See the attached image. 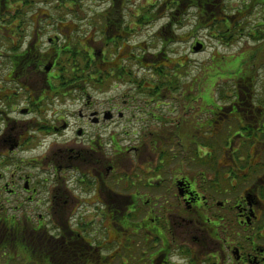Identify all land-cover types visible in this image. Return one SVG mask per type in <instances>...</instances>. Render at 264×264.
Listing matches in <instances>:
<instances>
[{"label":"flooded vegetation","instance_id":"af4514ba","mask_svg":"<svg viewBox=\"0 0 264 264\" xmlns=\"http://www.w3.org/2000/svg\"><path fill=\"white\" fill-rule=\"evenodd\" d=\"M211 3L203 9L211 12ZM41 4L47 0H0V264H38L36 249H47L46 255L84 249V264H264V82L261 91L258 86L264 16L248 35L259 44L252 47L234 38L242 12L222 14L221 46L230 52L221 58L228 65V87L217 98L223 104L194 98L196 81L180 88L175 75L165 77L163 86L150 88L153 101L139 102V120L146 114L147 126L159 125L158 133L136 148L127 145L129 120L115 103L93 101L89 85L76 78L63 90L59 61L79 54L71 36L84 29L75 25L66 35L67 27L39 14ZM223 9L217 6L215 15ZM133 23L114 28L105 50L127 44L120 61L146 63L144 69L162 74L152 62H169L166 48L177 38L172 22L152 35L167 44L147 56L133 52L143 46L128 45L129 31L141 30ZM86 39L78 41L84 54L73 62L91 66L99 55L84 48ZM196 43L191 55L205 50L195 53ZM72 95L75 111H57ZM124 99L126 108L138 102L134 95ZM85 205L90 213H82ZM99 217L91 230L87 221Z\"/></svg>","mask_w":264,"mask_h":264},{"label":"rangeland","instance_id":"374dc122","mask_svg":"<svg viewBox=\"0 0 264 264\" xmlns=\"http://www.w3.org/2000/svg\"><path fill=\"white\" fill-rule=\"evenodd\" d=\"M195 1V0H194ZM183 2V6L185 8L180 11L176 16H174V21L179 22V29L176 32L177 38L176 44H170L166 48L167 52V59L169 62H161L163 57H158L159 59H155L152 62L156 68H162V74L155 75V72L152 69L143 67L146 66V63H134V62H124L120 61L117 58L118 53L123 54L127 53V44L125 45L124 49L118 50L117 48L108 47L105 50V44L108 42V39L113 37L114 28H122V27H132L133 22H138L141 24V30H134L129 31V35L127 36L128 45H132L135 47L136 45L143 46L141 50H137L133 48L134 53H145V55L157 54L158 51L161 49L162 44H167L163 38L155 39L152 35L155 33L156 29L168 23V19L173 12L172 5H167L166 10H162V7H159L160 0H129L126 2L125 0H115L106 1V0H82L78 6V10H69L64 11L63 13L57 12L55 7V1L52 0V4L49 6H44L43 4L37 5L36 9H41L39 14H47L50 18L46 21L55 22L60 25V28L63 26L67 27L66 35L72 33L71 28H74L77 25L78 28L84 29L81 32H75L76 35L71 36V44L72 49L74 52H81L83 55V47L78 45V41L81 43L83 38H87L83 43L84 48L90 50L93 49L94 52H98V57L96 60L95 66L97 69L103 71L108 69V73L112 72L114 69V75L109 76L106 75L104 79H99L96 83H92L89 81V90L87 93L88 95L93 96V101H111L115 103L117 106V110L124 114V117L129 120L127 123V130L129 131V135L127 136V145L131 144L138 148V145L142 146V144H150L151 141L149 140V133L157 134L159 125L150 124L148 125L147 119L148 116L145 114L142 116L141 120H139L140 116V107L144 100L153 101L154 98H150L153 93L150 92V88L153 87V81H155V86L161 87L163 86V81H165V77H169L173 74L178 76V82L181 86H190L195 83V95L194 98L201 95L202 99H205L203 96L205 95L207 99L215 100L218 102L219 105L221 103L218 98V93L222 94L226 92L228 86H226L225 81L228 80L226 76L228 65L227 62H222L221 58L226 57L229 55L230 52H227L221 46V42L218 39L223 35L225 30L224 25V16L217 14L213 17L212 22L216 25V29L206 30L205 26L210 23V16L215 15L218 3L215 4V9H211L212 11H204L201 15L197 13L195 9L188 10L186 6V0H180ZM264 2V0H228L224 3L225 7L227 8V16L231 15V12L238 8L242 13L237 18V21L240 22L241 31L234 36L235 39L240 43V45L244 46L248 44L252 47H256L259 44L256 41H253L252 37H249V33H253L255 30L257 23L261 21V16H264L263 8L258 6V3ZM254 5L253 8H249L246 10V7H250V5ZM249 4V5H248ZM262 5V4H261ZM263 6V5H262ZM142 16L155 19L152 21V24L147 23V20H142ZM157 17L158 20L157 21ZM161 17V18H159ZM199 19V22L197 21ZM39 20H44V16L39 17ZM161 22L157 26H154L155 22ZM173 21V22H174ZM236 21V22H237ZM131 24V26H128ZM97 28L99 27L100 30H90L89 27ZM221 26V27H219ZM98 29V28H97ZM52 32V31H51ZM92 34H95L92 36ZM64 33L62 36H59V41H64ZM5 37L11 36V33H4ZM51 36H54V33H51ZM109 39V40H110ZM200 43L205 47V50L201 54L191 55L190 49L194 42ZM236 40H233L229 44H233ZM246 42V43H245ZM70 46L68 42H65ZM74 44H77V47H74ZM241 46L235 47L232 52L236 53ZM264 48V44L262 46ZM261 48V49H262ZM101 53H105V56L100 55ZM241 59V57H238ZM59 61L60 65H64L61 68V71L64 75L61 82L65 83L63 85L64 89L68 88L69 84H75L77 82L73 81L75 79L82 81L81 78L83 75L79 74L78 69H73L74 66L69 63V60L63 59ZM82 59H80L81 61ZM83 62V61H81ZM259 66L264 65V61H259ZM179 66H183L179 68ZM96 69V70H97ZM124 70L127 74L130 75V78L127 79L125 75H117L118 70ZM74 70V73H73ZM167 74V75H166ZM234 76V75H233ZM2 77V67H0V80ZM120 77L121 80L116 81L115 78ZM73 81V82H72ZM259 89L261 91V84L264 82V77L259 79ZM100 82V83H99ZM126 82V83H125ZM138 83V87L140 86L141 91H136L135 83ZM232 83H228L229 88L232 89ZM2 85V80L0 81V87ZM34 86V83H33ZM226 86V87H225ZM182 89H180L181 91ZM127 91V93L125 92ZM22 94V91H19ZM231 91H228V96L230 95ZM135 96L137 101H135V105L130 107V104L125 103V96ZM75 95L68 96L69 99H65L61 105L58 106L57 111L68 109L70 112L75 111L77 106L72 105L74 102L72 97ZM91 96V97H92ZM154 96V95H153ZM128 101V99H127ZM171 100H167L166 103L170 102ZM139 103V104H138ZM197 106V104H196ZM49 117V114L46 115ZM123 123V121H121ZM123 125H120L117 130ZM149 127V128H148ZM145 130H148V132ZM145 132L144 138H146V142L140 137ZM147 135V136H146ZM132 139V140H131ZM131 140V142H129ZM149 140V141H148ZM148 141V142H147ZM144 150V155L148 156V151ZM125 154V152H124ZM127 155V154H126ZM134 164L135 157H128ZM75 198L79 199V201L86 200L85 197L80 196L79 194H73ZM70 197L73 198L72 194ZM92 207L89 205H85L81 208L82 213L84 211H88L90 213ZM96 209V208H94ZM81 213V214H82ZM96 214V212L94 213ZM98 220L94 221H87L91 230L95 225H97ZM85 224V221H83ZM44 264V263H43Z\"/></svg>","mask_w":264,"mask_h":264},{"label":"trees","instance_id":"16d2710c","mask_svg":"<svg viewBox=\"0 0 264 264\" xmlns=\"http://www.w3.org/2000/svg\"><path fill=\"white\" fill-rule=\"evenodd\" d=\"M55 3L59 2L60 4H64L63 0H54ZM68 2H71L72 0H66ZM78 0H74V3H76ZM213 3L212 4H216V2H218V0H211ZM39 2V0H38ZM52 0H47V4H45L46 6H49L51 4ZM113 2H115V0H113ZM209 0H200V5L201 6H206L208 4ZM73 56H77V55H73ZM75 59V57H72L71 59H69V63H71L74 68L73 69H81V64L77 61L73 60ZM78 63V66H77ZM86 69V66L85 68ZM120 72V71H118ZM125 76H127V79L130 78L129 74H126ZM120 80V79H118ZM157 80H154V83ZM126 83V82H125ZM36 256H37V263L38 264H84L83 263V259L81 258L82 255L83 257H85V252L84 249H77L76 254L74 253L73 249H67L66 250V254L63 255L59 249H51L52 251H49L51 253V256L46 255L47 249H36ZM49 258H52L51 261H49ZM67 261V262H66Z\"/></svg>","mask_w":264,"mask_h":264},{"label":"water","instance_id":"95a60500","mask_svg":"<svg viewBox=\"0 0 264 264\" xmlns=\"http://www.w3.org/2000/svg\"><path fill=\"white\" fill-rule=\"evenodd\" d=\"M194 51H199V47H195L194 48Z\"/></svg>","mask_w":264,"mask_h":264}]
</instances>
